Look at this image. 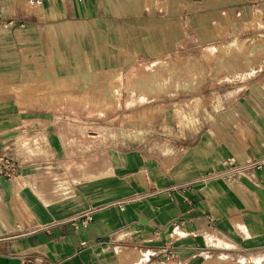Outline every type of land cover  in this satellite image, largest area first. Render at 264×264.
Instances as JSON below:
<instances>
[{"label":"crops","instance_id":"obj_1","mask_svg":"<svg viewBox=\"0 0 264 264\" xmlns=\"http://www.w3.org/2000/svg\"><path fill=\"white\" fill-rule=\"evenodd\" d=\"M233 39L264 43V0H0V155L19 163L0 177V264H264V169L230 177L222 166L264 156L263 46L229 79L179 95V118L196 124L175 157L126 153L87 181L102 164L76 159L84 119L101 116L53 89L107 85L105 74L154 61L126 87L128 104L145 101L135 87L152 67ZM167 243L177 259H164Z\"/></svg>","mask_w":264,"mask_h":264},{"label":"rangeland","instance_id":"obj_2","mask_svg":"<svg viewBox=\"0 0 264 264\" xmlns=\"http://www.w3.org/2000/svg\"><path fill=\"white\" fill-rule=\"evenodd\" d=\"M259 45L264 47L262 41L233 39L232 42L208 46L200 55L166 58L164 60L169 64L181 69L174 66L166 70L159 69L157 65L152 67L135 87V92L145 96L147 100L138 98L131 104H128L129 94L126 91L129 79L154 61L142 63L138 69L125 75L105 74L108 79L107 85L79 88L71 84L59 86L55 82L53 89L58 92L61 89L64 94H60L59 98L55 95V98L63 99L59 104L62 102L70 110L85 108L90 115H95L96 112V115L101 116L84 119L87 149L79 151L80 155L76 159L85 160L86 166L96 161L101 163L102 167L96 173L85 175L82 181L91 180L94 175L106 174L103 171L106 170V164H110L112 158L121 157L126 153L141 151L153 158L165 155L175 157L177 152L175 148L173 149V144L184 138L180 130L192 129L196 124L179 118V109L176 105L179 101L176 99L181 94L183 100H188L191 98L189 96H196L198 90L210 81L229 79V76L237 74L238 70L247 68L248 63L253 62L257 56L253 52ZM224 46L228 48L224 49ZM115 85L121 89L117 102L113 97ZM106 98L109 100V107L101 111L102 102ZM187 100L183 104L188 105ZM192 105H195V102ZM176 126L179 131L176 130ZM165 148H171V151L166 153ZM75 182H78L76 177ZM53 184L55 185V182ZM57 189L60 190L59 187Z\"/></svg>","mask_w":264,"mask_h":264},{"label":"built area","instance_id":"obj_3","mask_svg":"<svg viewBox=\"0 0 264 264\" xmlns=\"http://www.w3.org/2000/svg\"><path fill=\"white\" fill-rule=\"evenodd\" d=\"M27 5L31 8H38L42 5L43 0H26ZM83 2L84 0H79ZM14 22L7 21L5 24L7 27L13 25ZM23 24H21L22 26ZM222 166L228 169V175L230 177H244L245 175H251L254 171H261L264 169V156L254 157L248 159V161L242 165L237 164L233 159L226 158L222 161ZM19 172V163L10 157L0 155V177L11 179L15 177ZM92 221V216L89 214L82 215L76 220L72 221V226L75 230H79L81 227H86ZM162 255L166 261L177 259L178 253L172 248L171 243H167L163 247Z\"/></svg>","mask_w":264,"mask_h":264},{"label":"bare ground","instance_id":"obj_4","mask_svg":"<svg viewBox=\"0 0 264 264\" xmlns=\"http://www.w3.org/2000/svg\"><path fill=\"white\" fill-rule=\"evenodd\" d=\"M167 88V87H166Z\"/></svg>","mask_w":264,"mask_h":264}]
</instances>
